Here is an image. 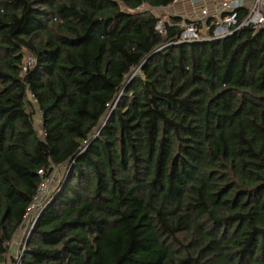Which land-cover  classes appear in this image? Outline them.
I'll list each match as a JSON object with an SVG mask.
<instances>
[{"label": "trees", "instance_id": "obj_1", "mask_svg": "<svg viewBox=\"0 0 264 264\" xmlns=\"http://www.w3.org/2000/svg\"><path fill=\"white\" fill-rule=\"evenodd\" d=\"M174 2L0 0V264H264V28Z\"/></svg>", "mask_w": 264, "mask_h": 264}, {"label": "built area", "instance_id": "obj_2", "mask_svg": "<svg viewBox=\"0 0 264 264\" xmlns=\"http://www.w3.org/2000/svg\"><path fill=\"white\" fill-rule=\"evenodd\" d=\"M179 0H175V2ZM199 3L200 12L193 15L189 22L182 26V32L177 36V43L201 41L206 38L222 39L239 28L252 26L255 29L264 28V0H191ZM249 8L247 15L239 19L238 8ZM200 25V27H198ZM157 28L161 34H167L165 22L160 20ZM211 31L213 33H211ZM40 173H43L41 170ZM50 179L44 182L35 204L41 200L42 192L47 191ZM41 206V204H39ZM38 206V207H39ZM31 208V209H32Z\"/></svg>", "mask_w": 264, "mask_h": 264}, {"label": "rangeland", "instance_id": "obj_3", "mask_svg": "<svg viewBox=\"0 0 264 264\" xmlns=\"http://www.w3.org/2000/svg\"><path fill=\"white\" fill-rule=\"evenodd\" d=\"M199 3H195L192 2L191 0H179V3L177 2V4H170V6L164 7V8H153L151 9V11H153L155 14H157L160 18H162V20L164 22L168 21L169 18L171 17L172 14L175 15H180L183 17L184 21L181 23V26H184L188 23V20L195 14L199 13ZM40 112L37 111V125L39 127V129H41V123H40ZM65 172V168H62L60 170L56 171V174L54 177L51 178V182L52 183L51 189L50 186L48 187L47 191H43L42 192V197L41 200L35 204V207H33L29 213L27 214V219L23 224V227L20 229V231L16 234V237L13 239V241L10 242V246H9V252L11 254H13V256H15L16 258L18 257V259L20 258V256L22 255V250L23 248L26 246V242H27V238H28V234H29V230L30 227L32 225V222L34 220V215L38 213L39 208H41V206H39V204H43L46 200V198L49 196L50 194V190L56 188L59 180L61 179L62 175ZM39 206V207H38Z\"/></svg>", "mask_w": 264, "mask_h": 264}, {"label": "crops", "instance_id": "obj_4", "mask_svg": "<svg viewBox=\"0 0 264 264\" xmlns=\"http://www.w3.org/2000/svg\"><path fill=\"white\" fill-rule=\"evenodd\" d=\"M178 2V1H177ZM177 2H174L173 4H177ZM179 3V2H178Z\"/></svg>", "mask_w": 264, "mask_h": 264}]
</instances>
